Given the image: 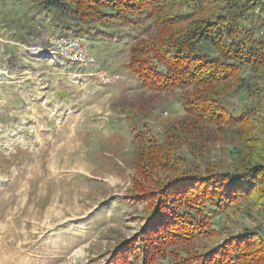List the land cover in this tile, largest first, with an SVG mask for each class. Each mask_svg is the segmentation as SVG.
<instances>
[{
  "label": "rangeland",
  "instance_id": "rangeland-1",
  "mask_svg": "<svg viewBox=\"0 0 264 264\" xmlns=\"http://www.w3.org/2000/svg\"><path fill=\"white\" fill-rule=\"evenodd\" d=\"M33 8L30 0H0V66L10 70L0 85V264H111L145 224L149 202L127 194L138 184L151 192L164 180L161 169L136 156L129 123L111 105L124 97L134 106L153 99L169 108L150 122L143 135L149 144L158 140L157 127L183 118L180 93L139 97L143 88L125 69L129 48L153 32L149 10L134 26L84 35L93 64L82 66L43 54L47 39L59 35L49 29L50 15ZM254 15L259 30L250 39L264 51V12ZM102 72L117 80L103 83ZM248 74V86L221 100L233 118L248 114L245 125L204 126L214 140L179 169L232 172L235 151L242 157L264 141V69ZM245 207L214 217L215 237L195 247L206 251L228 236L261 231L264 218L254 207L246 218Z\"/></svg>",
  "mask_w": 264,
  "mask_h": 264
},
{
  "label": "trees",
  "instance_id": "trees-1",
  "mask_svg": "<svg viewBox=\"0 0 264 264\" xmlns=\"http://www.w3.org/2000/svg\"><path fill=\"white\" fill-rule=\"evenodd\" d=\"M30 2L36 11L50 15V30L67 38L134 26L135 17L149 10L153 32L129 48L125 69L143 88L139 97L145 91L180 93L183 118L157 127L158 140L149 144L143 135L150 133V122L169 108L158 107L153 99L134 106L124 97L111 105L129 123L136 156L161 169L164 179L151 192L138 184L127 194L131 202H149L145 224L113 252L111 264H264V227L228 236L210 250L195 247L198 240L215 237L210 221L228 208L246 205V218L257 208L256 214L264 218V141L257 139L242 157L235 151L232 172L183 171L177 166L194 161L195 150L214 140L204 126L245 125L248 114L233 118L221 100L248 86L244 82L254 78L248 73L256 78L264 69V51L250 39L259 30L253 18L254 13L263 14L264 0Z\"/></svg>",
  "mask_w": 264,
  "mask_h": 264
},
{
  "label": "built area",
  "instance_id": "built-area-1",
  "mask_svg": "<svg viewBox=\"0 0 264 264\" xmlns=\"http://www.w3.org/2000/svg\"><path fill=\"white\" fill-rule=\"evenodd\" d=\"M46 44L48 49L43 51L49 59H57L62 57L68 61L74 62L82 66H89L93 63V59L88 55L86 48V37H59L54 36L47 39ZM9 70L0 66V85L7 82L9 79ZM99 78L103 83L114 82L117 76L101 73Z\"/></svg>",
  "mask_w": 264,
  "mask_h": 264
},
{
  "label": "crops",
  "instance_id": "crops-1",
  "mask_svg": "<svg viewBox=\"0 0 264 264\" xmlns=\"http://www.w3.org/2000/svg\"><path fill=\"white\" fill-rule=\"evenodd\" d=\"M12 44L15 46V44H16V43H15V44H14V43H12ZM6 65H7V64H5V65H3V66L7 67Z\"/></svg>",
  "mask_w": 264,
  "mask_h": 264
}]
</instances>
